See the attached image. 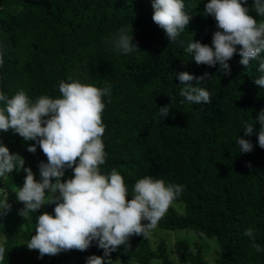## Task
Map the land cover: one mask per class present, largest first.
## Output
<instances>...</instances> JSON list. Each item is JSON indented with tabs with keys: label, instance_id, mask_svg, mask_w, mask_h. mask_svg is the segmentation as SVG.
<instances>
[{
	"label": "trees",
	"instance_id": "16d2710c",
	"mask_svg": "<svg viewBox=\"0 0 264 264\" xmlns=\"http://www.w3.org/2000/svg\"><path fill=\"white\" fill-rule=\"evenodd\" d=\"M207 2L183 0L191 19L170 42L152 19V0H0V92L11 98L23 90L35 102L42 95L60 97L59 84L69 77L99 88L110 86V95L103 97L106 158L101 174L116 169L129 200L135 182L144 176L182 185L174 202L183 204V212L171 205L157 227L190 228L200 239L215 238L221 248L217 264H264V148L257 142L264 87L254 82L264 75L259 70L264 52L244 66L237 51L228 61L230 74L219 63L198 65L186 51L189 43L212 46L213 33L219 30L214 17L205 13ZM245 6L258 23L264 22L253 0ZM121 29L138 46L132 53H122L112 43ZM181 71L204 76L199 86L210 93V103H181L176 75ZM165 105L169 114L161 119L160 107ZM247 123L255 129L250 136H245ZM239 137L252 142L251 152H240ZM0 143L24 157V167L34 175L40 162L47 163L39 145L35 153L27 150L36 141H24L11 129L0 131ZM65 172L73 175L71 168ZM25 176L17 168L0 177V192L8 191L11 205L0 215V244L6 249L0 264L24 261L22 240L30 241L38 216L46 212L44 205L26 218L18 214L23 204L13 189ZM25 222L29 227L23 232ZM248 228L254 236L244 235ZM174 248L181 264H207L198 242L180 239ZM91 255H104L96 241L85 251L39 257L36 264H86ZM119 257L120 264H151L154 258L176 264L165 239L152 249L150 234L131 236L129 244L110 254L111 264Z\"/></svg>",
	"mask_w": 264,
	"mask_h": 264
},
{
	"label": "clouds",
	"instance_id": "9594fccd",
	"mask_svg": "<svg viewBox=\"0 0 264 264\" xmlns=\"http://www.w3.org/2000/svg\"><path fill=\"white\" fill-rule=\"evenodd\" d=\"M246 3L247 0H208L205 13L214 17L219 30L213 33L212 46L189 43L186 51L198 65L219 63L225 74H230L228 61L237 51L240 64L244 66L264 52V22L258 23L249 14ZM184 7L183 0H152V19L165 31L170 42L175 41L190 22L191 17ZM252 7L264 17V0H253ZM132 39L127 30L121 29L112 43L116 50L127 54L138 48ZM259 70L264 72V59L259 62ZM176 75L182 85L179 95L184 99L181 103L211 102L210 93L199 86L204 76L194 77L187 71ZM194 79L196 85L192 83ZM254 82L264 87V75ZM59 92L58 98L42 95L35 102L23 90L11 98L0 92V101L4 102L0 107V131L11 129L24 141H36L28 145L27 150L35 153L39 145L47 157V163L38 164L41 179L36 180L31 168L24 167V157L11 153L0 143V177L17 168L26 173L23 186L15 190L16 200L23 204L18 214L24 218L45 204H55L54 215L44 212L38 216L35 235L26 244L28 249L38 250L42 258L61 251H85L96 241L104 255H91L86 264H105V257H108L107 264H111L110 254L121 245L129 244L131 236L149 235L181 195L183 186L144 176L135 182L132 198L127 199L128 189L122 175L116 169L107 175L100 171L106 158L102 140L106 127L102 120L103 97L110 95V86L99 88L69 77L68 81L60 82ZM169 110L168 105L160 107L161 119L168 116ZM257 119L261 126L257 142L264 148V109ZM244 128L245 136L255 130L252 123ZM237 143L240 152L253 150L250 140L239 137ZM67 168L72 169L73 175L62 181ZM10 210L7 198L0 201V215ZM244 235L254 236V229H246ZM254 247L255 251H261L259 245ZM5 252L4 245L0 244V261L4 260Z\"/></svg>",
	"mask_w": 264,
	"mask_h": 264
},
{
	"label": "rangeland",
	"instance_id": "374dc122",
	"mask_svg": "<svg viewBox=\"0 0 264 264\" xmlns=\"http://www.w3.org/2000/svg\"><path fill=\"white\" fill-rule=\"evenodd\" d=\"M36 180H40V172L39 170L34 175ZM72 176L65 172L64 176L61 178L62 181L67 180L71 178ZM53 182L54 179H53ZM24 182L19 183L13 190H17L18 187H22ZM0 198L4 201L7 198V201L9 203L8 199V191H2L0 192ZM46 206V212L49 214L54 215V207L55 204H45ZM172 206L175 208V210L179 213L183 212V204L180 202H173ZM144 223H147V221H144ZM29 227L28 222H25L22 231L24 232ZM150 244L153 250L156 249L159 241L161 239H165L167 242V251L170 254V256L176 261V264H181L179 262V254L176 253L174 248V243L177 240L180 239H187L191 244H194L196 242L200 243L204 250L205 255L204 258L207 262V264H217L216 259L219 255V252L221 251L219 242L212 237L200 239L197 234L190 228H182V229H166V228H159L155 227L150 231ZM1 239H4V237L0 234ZM27 242L25 240H22V249L25 255L24 261L21 264H36L37 259L40 257L38 250H30L27 248ZM121 258L119 257L113 264H120ZM138 264V263H134ZM151 264H161L160 260L158 258H154L152 260Z\"/></svg>",
	"mask_w": 264,
	"mask_h": 264
}]
</instances>
